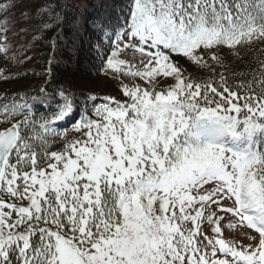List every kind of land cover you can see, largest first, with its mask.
Segmentation results:
<instances>
[{
    "label": "snow or ice",
    "instance_id": "snow-or-ice-1",
    "mask_svg": "<svg viewBox=\"0 0 264 264\" xmlns=\"http://www.w3.org/2000/svg\"><path fill=\"white\" fill-rule=\"evenodd\" d=\"M121 35L105 74L133 81L127 103L77 123L65 99L40 136L0 97V264H264V65L196 83L172 59L211 68L212 50L264 43V0H129ZM64 122L80 136L53 128L50 151Z\"/></svg>",
    "mask_w": 264,
    "mask_h": 264
},
{
    "label": "trees",
    "instance_id": "trees-1",
    "mask_svg": "<svg viewBox=\"0 0 264 264\" xmlns=\"http://www.w3.org/2000/svg\"><path fill=\"white\" fill-rule=\"evenodd\" d=\"M3 3L8 9L0 11V17L25 14L15 22L6 20L0 28V48L5 49L0 53V72L5 76L0 79V97L21 116L27 112V120L32 123L30 135L43 136L40 122L47 123L65 99L78 109L77 123L110 99L128 102L121 93V80L130 86L133 81L118 74L113 78L114 74H105V70L109 43L125 28L129 0H3ZM17 25L25 26L26 33L16 35ZM210 54L219 55L222 63L202 68L182 57L172 59L185 77L196 83L217 81L227 69L228 83L239 85L241 73L259 75L258 69L264 65V43L240 49L239 57L226 48L212 50ZM135 83L146 87L142 81ZM53 128L72 139L80 136L72 131V122L51 125L50 151L63 147V142L52 134Z\"/></svg>",
    "mask_w": 264,
    "mask_h": 264
},
{
    "label": "rangeland",
    "instance_id": "rangeland-1",
    "mask_svg": "<svg viewBox=\"0 0 264 264\" xmlns=\"http://www.w3.org/2000/svg\"><path fill=\"white\" fill-rule=\"evenodd\" d=\"M22 14H25V13L8 14L7 17L0 18V22H2L4 19H7V18H9L10 21L15 22V21H17L16 18H18V17L20 18V16ZM0 28H2V27H0ZM14 33L16 35H21V34L26 33L25 26L24 27H22L21 25L15 26ZM123 43H124V40H123L122 35L118 36L114 42L110 41L106 57L111 58V53L113 51L117 50V45L123 46ZM117 59L119 61L124 62V63L133 64V65L137 64L139 61L138 55L133 54L131 51H126V52L122 53ZM174 64L179 68V66L176 63H174ZM156 83H157L158 88L160 90H163V89H166V88L172 86L174 84V81L167 80L164 78H160L159 80H157ZM229 222H231V221H229ZM205 228L209 230L208 234L211 235V231H210L211 226L205 225ZM224 230H225V239L227 241L235 242L237 244H243L245 247H247L249 245L250 241L247 238H241L240 236L237 235V233L228 231L226 225H225Z\"/></svg>",
    "mask_w": 264,
    "mask_h": 264
}]
</instances>
